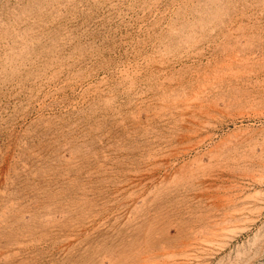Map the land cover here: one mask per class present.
Wrapping results in <instances>:
<instances>
[{"label": "rangeland", "instance_id": "rangeland-1", "mask_svg": "<svg viewBox=\"0 0 264 264\" xmlns=\"http://www.w3.org/2000/svg\"><path fill=\"white\" fill-rule=\"evenodd\" d=\"M0 264H264V0H0Z\"/></svg>", "mask_w": 264, "mask_h": 264}, {"label": "bare ground", "instance_id": "bare-ground-1", "mask_svg": "<svg viewBox=\"0 0 264 264\" xmlns=\"http://www.w3.org/2000/svg\"><path fill=\"white\" fill-rule=\"evenodd\" d=\"M198 102V101H197ZM201 103V102H200ZM208 110V109H207ZM206 112V111H205ZM215 229V228H214ZM213 234V233H212ZM191 242V241H190ZM191 245V244H190ZM194 245V244H193ZM189 246V245H188ZM195 246V245H194ZM191 248V247H190ZM186 249V248H185ZM149 250V249H148ZM200 250V249H199ZM192 251V250H191ZM188 252H190V251H188ZM202 252H203V250H202ZM194 253V252H193ZM197 253V252H196ZM187 254V253H186ZM182 255V254H181ZM185 255V254H184ZM199 255V254H198ZM196 256V255H195ZM143 257V256H142ZM198 257V256H197ZM188 258V257H187ZM184 259V258H183ZM191 260V259H190ZM187 261V260H186ZM188 263V262H187Z\"/></svg>", "mask_w": 264, "mask_h": 264}]
</instances>
